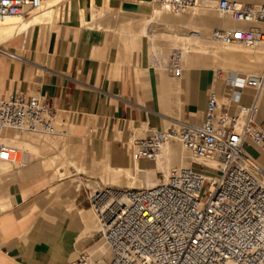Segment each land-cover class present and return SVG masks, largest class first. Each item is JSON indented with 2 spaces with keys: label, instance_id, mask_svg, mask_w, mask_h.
Here are the masks:
<instances>
[{
  "label": "crops",
  "instance_id": "0c3cea01",
  "mask_svg": "<svg viewBox=\"0 0 264 264\" xmlns=\"http://www.w3.org/2000/svg\"><path fill=\"white\" fill-rule=\"evenodd\" d=\"M215 1L212 0L213 4ZM229 1L264 4V0ZM93 2L94 7H91L90 0H67L62 4L57 31L56 22L46 31L38 27L35 34L32 30L28 32L21 50L30 51L24 53L25 57H31V62H44L41 56L47 51L45 63L34 72L27 69L23 73L19 67L23 63H9L0 58V93L4 97L15 91L27 96L39 94L58 107L69 108L76 133L70 139L42 137L44 141L35 146L41 157L67 153L71 166L74 162L77 168H88L93 161L108 167L127 168L132 161L128 147L132 131H140L136 137L139 138L145 134V126L164 130L165 124L176 120L171 116L170 97L160 98L159 88L167 84L156 71L169 70L171 54L166 59V38L187 36L180 30L175 31L183 25L180 23L182 17L178 23L172 16L164 19V27L171 26L174 31L164 32L167 37L156 41L157 36L163 34L153 31L155 22L159 21L155 15L156 6H161L157 0ZM101 8L115 13L113 18L108 14L99 21L94 20L90 12ZM43 33L48 34L44 43ZM33 42L35 47L30 50ZM17 50L20 51L18 47ZM196 57L203 58L198 51L192 57L188 53L181 63L182 72L187 66L189 68L181 80L182 74L176 78L171 73L165 80L175 81L177 90L178 85L181 86L180 94L172 97L173 103L181 104L180 122L200 123L212 90L219 99L220 110L229 115L237 106L251 103L250 92L238 94L237 102H230L226 97L228 77L245 73L227 72L228 66L220 63L226 74H231L222 79L219 77L222 71H216L214 77L211 68L193 67L194 60L189 63V58ZM32 64L25 65L31 68ZM32 79H36V83L29 81ZM162 102L168 103V107L163 108ZM263 117L264 92L258 106V118ZM252 150L253 154L248 153L264 170V153ZM137 161L141 168L155 167L153 162ZM37 165L43 172L36 168ZM194 165L198 166L192 164V167ZM27 167L21 173L0 176V264H70L81 251L91 255L97 235L90 229L89 217L93 214L82 194L84 175L72 173L53 180L40 163ZM159 175L156 171L155 177ZM75 180L80 181V190L74 185ZM92 218L96 222L94 216Z\"/></svg>",
  "mask_w": 264,
  "mask_h": 264
},
{
  "label": "built area",
  "instance_id": "2783aa9c",
  "mask_svg": "<svg viewBox=\"0 0 264 264\" xmlns=\"http://www.w3.org/2000/svg\"><path fill=\"white\" fill-rule=\"evenodd\" d=\"M44 1L0 0V22L25 17ZM157 2L172 13L196 5L195 0ZM216 11L240 26L212 30L211 41L244 47L264 44V4L219 0ZM168 68L181 76L179 51H172ZM225 86L230 102L250 92L251 103L229 115L219 109L212 90L200 123L176 121L165 131L145 126L142 137L130 135L132 159L153 162L163 143L173 139L190 155L189 167L173 169L167 178L160 173V182L151 188L83 186L97 238L109 251L107 264H264V184L249 170L252 160L247 154L249 149L264 153V118H258L257 108L264 69L257 76L229 77ZM73 128L69 108L39 94L15 91L0 97V134L66 139ZM18 153L0 145V162L15 165ZM206 161L217 166L209 167ZM192 164L200 171H193ZM91 258L81 251L70 264H89Z\"/></svg>",
  "mask_w": 264,
  "mask_h": 264
},
{
  "label": "bare ground",
  "instance_id": "6f19581e",
  "mask_svg": "<svg viewBox=\"0 0 264 264\" xmlns=\"http://www.w3.org/2000/svg\"><path fill=\"white\" fill-rule=\"evenodd\" d=\"M63 1L65 2L67 0H45L36 11L30 13L32 15L28 18L11 17V18L6 19L5 21L0 22V35H4V34L11 32L13 34V37H12L13 39L20 38V41L18 42L17 47L20 50L24 49L25 41H26L28 32L30 30H32L33 34H35L38 27H40V29L42 27L46 31L49 29L50 26H53L56 23V21L59 19V15L62 14V4L61 3ZM90 2H91L90 6L92 7L94 2H93V0H90ZM213 2H212V0H202V2L200 1V3L198 1H196V5L190 9H188V11H187L188 13L185 12V14H183L184 17L182 15H180L181 12L172 13V12L166 10V8H164L161 5L160 7L157 8L155 15H156L157 20H159V21H161L163 19L171 18L172 16H174V18H176L177 22H178L179 21L178 19L180 17H182L180 23L184 25V22H185V25H189L192 22L193 17L196 14L198 15V13L201 12V17H202L201 19L205 23V26H206L205 30L207 28L206 31L208 32V30H209L210 33L214 29H229V28H236V27L240 26L238 23L234 22L235 24H237V26L225 28L228 25L227 24L228 21H226L224 19H230V18L220 16L216 11V7H215V13L219 19L214 17L215 14L212 13L213 12L212 10H213L215 5L213 4ZM60 4H61V6H59ZM93 10L95 11V9H93ZM96 10L98 11V13L102 14L104 17H105V15L112 13V11L108 10V8H101V9H96ZM83 14H85V10L83 11ZM91 14H94V12L93 13L90 12V15ZM113 14H115V13H113ZM93 17H95V16L93 15ZM97 17H99V16L97 15ZM94 19H97V18H94ZM86 25H87V23H86ZM262 27H264V26H262ZM166 28L169 31L174 29L171 26L166 27ZM210 33L205 34L207 40L201 39V37L203 35L201 37H194V36L188 35L186 38L181 36L178 39H180L182 41L185 40L189 45H191V43L196 44L197 48H196V45L192 46V48H196V51L201 52L203 54L205 53L207 55H210L214 58V60L228 66L229 69L227 70V72H229L230 70H236L239 68L250 69L252 71L257 67L264 65V44H257L255 46H250V47H244V46H241L238 44L221 45V44L214 43L213 41H211V39L209 37ZM47 35L48 34L43 33L42 42H44V40L47 38ZM204 37H202V38H204ZM39 38H40V36H39ZM39 40H41V39H39ZM11 42L12 41L9 39V41L3 43L4 46H3V44H0V58L4 59L5 61H10V62H14V63L31 64L32 62H29V60H28L29 58L25 59L24 57L16 54L15 52L9 51V48H6V46H9L11 44ZM38 44H39V42H38ZM189 45L185 46L182 49V53L180 54L181 55L180 56L181 63L186 60L187 54L189 53L188 52V50L190 48ZM34 47H35V42H33L31 44L30 50H33ZM190 51H192L191 48H190ZM194 51H195V49H194ZM28 52H30V51H28ZM161 74H164V73H161ZM239 76L248 77V76L242 75V74H240ZM230 77H233V76H230ZM165 90L166 89L163 88L162 86L159 88L160 98H162V99L167 96L165 94V92H166ZM170 90H172V88H170ZM167 91H168V87H167ZM170 93L171 92H169V94ZM172 93H173V91H172ZM260 97H261V95H260ZM260 97H259L258 102H257V108L259 106ZM216 100H217V103L219 105L218 107L220 109V104L218 101L219 99L216 98ZM223 102L225 104V102H227V101H225V99H224ZM161 105L163 108L168 107V103L162 102ZM171 110H172L171 116H174L176 119L174 121V124L177 125L176 121H180V116H181V104L180 103H173V106L171 105ZM132 132H133V138H136L140 134V131H137L136 129ZM37 136L38 135L20 134V133L11 132V131H5V132L0 134V145H7V146L14 147L19 152L22 153L21 156L18 155L17 162L15 165H8L6 163L0 162V176L1 175L3 176L4 174L6 175L10 172H15L18 174L21 172V170L24 167H27V166H30V165H33L36 163H40L44 172L48 175V177H50L53 180H56L57 178L62 179V178H65L66 176H68L67 172L59 173L60 169L62 170V168H64L63 170L66 171V169L68 170L67 167L71 166V163H70L71 160L69 159L70 157L66 156L67 153L63 152L64 150L62 149L63 150L62 152L65 154L60 153L59 156H53V157H46V156L41 157V156H39V153H38L36 147L34 146L35 141L36 140L39 141L41 139V138L39 139ZM50 140H53V138H51ZM43 141H44V139H43ZM60 144L62 146L63 143L60 142ZM69 145H70V143H69ZM57 146H58V144H57ZM58 148H56V149H58ZM63 148L65 149L66 147H63ZM66 149H65V151H67ZM30 150H32L34 152H32L30 154L29 153ZM69 154H70V151H69ZM247 154L250 157V159L252 160L248 164L249 170L264 184V170L258 165V163L255 161V159L248 152H247ZM188 159H189V161H187ZM73 164H74V162H73ZM73 164H72L71 168L77 166V165L75 166ZM130 164L131 165L127 168L126 167H110L111 165L108 167V166L102 165L100 163V161L99 162L93 161V162H91V165L88 168L81 167L79 169H82L83 172L84 171L86 172V170H87V172H90V173H92L91 170L94 171V173L91 174V176L94 175L95 173H96L95 175H98V176L102 175L103 182L108 186L109 185L110 186L115 185L116 187H121V188L145 189V188L154 187L155 185H157L160 182V179L158 177H155L156 171H159L160 173H162L164 178H167L170 175L172 168L177 170V169H183V168L189 167L190 155L181 148V146L179 145V143L176 140L172 139V140L166 141L161 146L160 151L156 155V159L153 161V164L155 166L154 168H141L139 166L138 161L134 160V159H132ZM204 164L209 166V167H216L217 166V164H215L212 161H206V162H204ZM75 170H78V169L76 168ZM78 171H81V170H78ZM140 174H142V177H140ZM101 185L102 184L98 183L97 186L92 187V190L100 188ZM102 186H104V185H102ZM108 186H106V187H108ZM108 188H111V187H108ZM88 215H90V213ZM92 216H91V218L89 217L90 220L88 219L90 222V225H91L90 229L93 228L92 223L94 220L92 221ZM94 224L96 225V222ZM95 225H94V228L96 227V231H95V233H96L97 232V225L96 226ZM100 241L103 242V246L101 247V250L103 249L104 246L107 248L104 241L103 240H100ZM105 247H104V249H105ZM101 252L102 253L100 256H102L103 253H106L105 250L101 251ZM107 252H109V251H107ZM99 254H100V252H99Z\"/></svg>",
  "mask_w": 264,
  "mask_h": 264
},
{
  "label": "rangeland",
  "instance_id": "374dc122",
  "mask_svg": "<svg viewBox=\"0 0 264 264\" xmlns=\"http://www.w3.org/2000/svg\"><path fill=\"white\" fill-rule=\"evenodd\" d=\"M218 1L219 0H216L215 1V3H214V8H213V14H215L216 15V13H215V7H216V4L218 3ZM64 3V1L61 3V4H63ZM239 3H244V4H253V5H261V4H263V3H250V2H246V1H240ZM61 4L59 5V6H61ZM158 3H155V5H157ZM158 7H160V6H156V8H158ZM188 10H186V11H183V12H181L180 13V15H182L183 16V14H185V12L186 13H188L187 12ZM94 12V16H96V17H93V19L94 18H97V19H94V20H96V21H99V20H101V19H103L104 18V16L102 15V14H100V13H98V11L95 9V11H93ZM92 12V13H93ZM96 13V14H95ZM98 13V14H97ZM198 13V12H197ZM32 14H28L27 16H25V18H28V17H30ZM61 16H62V14H60ZM59 15V19L61 18V16ZM97 15L99 16V17H97ZM101 15V16H100ZM113 14H111V16H112ZM214 15V17H216V18H218L217 17V15L215 16ZM106 17V16H105ZM115 17V16H114ZM184 17V16H183ZM113 18V17H112ZM117 18H118V15H117ZM116 18V19H117ZM202 17H201V12L200 13H198V15L196 14L194 17H193V19H192V22L189 24V25H179V28L178 29H176L175 31H179L180 30V33H184V34H186V36H188V35H198L199 37H201L202 35V37H204L205 36V34L206 33H210L209 32V30H208V32L206 31L207 30V28H206V30H205V23L202 21V19H201ZM58 19V20H59ZM219 19V18H218ZM57 20V21H58ZM115 20V19H114ZM224 20H226V21H228V25L225 27V28H229V27H233V26H237V24H235L233 21H231L230 19H224ZM56 21V22H57ZM200 22V23H199ZM196 23V24H195ZM58 25H59V22H57L56 23V25H55V27H56V31H57V29H58ZM262 27V26H261ZM263 29H264V27H262ZM162 29V30H161ZM204 29V30H203ZM153 31H155V32H158V31H160V32H162L163 34H160V35H162V36H157L158 37V39H156V41L157 40H160V37H162L163 38V36H166L167 34V32H169V30H167V29H165V27H164V19L163 20H161V21H156L155 22V26H154V30ZM172 31V30H171ZM174 31V30H173ZM155 32L153 33V37H155L157 34H155ZM164 32H166V33H164ZM158 35H159V33H158ZM13 37V34L11 33V32H9V33H7V34H4V35H0V44H3V43H5V42H7V41H9V39L12 41L11 42V44L9 45V46H6V48H9V51H11V52H16V53H18V55H20V56H22V57H24L25 59H28L29 60V62H31L30 60H31V57H25V55H24V53H26V52H28L26 49L25 50H23V51H19V50H17V44H18V42L20 41V38H17V39H13L12 38ZM167 37V36H166ZM201 37V39L202 40H207V38H206V36L204 37V38H202ZM176 39V40H175ZM175 39H173L172 37H167L166 38V42H167V48H165V55H166V59L168 58L167 56H169L171 53H172V51H174V50H177V51H179V52H181V49H183L185 46H187V45H189L185 40H180V39H178V38H176L175 37ZM182 42V43H181ZM44 43V42H43ZM193 44V45H192ZM182 45H184V47L182 48ZM194 45H196V44H194V43H191V45H189L190 46V48H191V50L192 51H190V48H189V50H188V52H189V56H194V53H197V51H196V48H197V45H196V48H192V46H194ZM3 46H4V44H3ZM40 49H42V47L40 48ZM194 49H195V51H194ZM21 52V53H20ZM40 52H41V50H40ZM201 53V52H200ZM201 55L203 56V58L201 57V58H199V57H196V58H189V63L191 62V60H194L196 63L193 65V67H196V66H199V67H209V68H211L212 70H214V72H216V71H222L221 73H220V75H219V77H221L222 79L225 77V76H228V75H230L231 74V72L229 73V74H226V72H225V70L223 69V66L220 64V62H218V61H216V60H214V58L212 57V56H210V55H207V54H203V53H201ZM41 56V55H40ZM46 58H47V51L45 52V53H43L42 54V56H41V59L42 60H44V62L42 61L41 62V60H39V61H32L33 62V64L31 65V66H33V67H28V66H26L25 64H20V68H21V72H23V73H25V71L27 70V69H31V71L32 72H34L35 71V68H39L42 64H44L45 63V60H46ZM206 58V59H205ZM9 63H10V61H8ZM36 65V66H35ZM264 66V65H263ZM263 66H260V67H257V68H255L254 70H248V69H245V68H239V69H236V71L237 72H242V73H245L247 76H257L258 74H260L262 71H263ZM189 68H188V66L184 69V72H182V77H180L179 79L181 80L182 78H183V76L185 75V73H186V71L188 70ZM243 69V70H242ZM234 72V71H233ZM156 73H158L160 76H161V78H162V81H163V83L164 84H167L166 86H165V94L166 95H168L169 97H170V100H171V105L173 106V96H175V97H177L179 94H180V91H181V86L180 85H178V90H177V86H176V82L175 81H165L166 80V78H167V75L169 74V73H173L174 74V71H172V70H161V71H156ZM161 73H164V74H161ZM243 75V74H242ZM175 77V76H174ZM176 78H178V77H176ZM30 82H32V84L33 83H36V79H32V80H29ZM167 87H168V91H167ZM170 88H172V90H170ZM172 91H173V93H172ZM169 92H171L170 94H169ZM168 93V94H167ZM0 97H4V96H2V94L0 93ZM176 99H178L179 100V98H176ZM180 101V100H179ZM222 102V101H221ZM264 118V117H263ZM173 125H175L174 124V121H172L171 123H169V124H165L164 125V130H163V128L161 127V128H156V129H158V130H163V131H165L169 126H173ZM176 126V125H175ZM73 133H76V127L75 128H73ZM40 140L39 141H35V143H34V146H36V144H38L41 140H43V138L41 137V136H37ZM70 138H72V136L71 137H69L68 139H70ZM249 152H253V150L252 149H249L248 150ZM32 152H34V151H32V150H30V154L32 153ZM253 154V153H252ZM18 155H22V153L21 152H19L18 153ZM40 156V155H39ZM39 158V157H38ZM187 161H189V159L187 160ZM39 165H37L36 166V168H38L39 169V171H42L41 170V168L40 167H38ZM27 168H30V167H27ZM68 168V170L66 169V171L65 170H63L64 168H62V172H67V174H68V176H70L72 173H79V174H83L84 175V180L82 181L81 180V182H82V187H81V189L83 188V186H87V187H89V188H91L92 189V187L93 186H97V184L99 183V184H102V185H104V186H108V185H106L104 182H103V180H102V175H92L91 176V174H93L94 173V171H92L91 170V172L92 173H90V172H87V170H86V172L84 171H82V169H79V168H77V167H72L71 168V166H69V167H67ZM78 169V170H81V171H78V170H75V169ZM176 168V167H175ZM26 168H24L23 170H22V172L25 170ZM174 168H172L171 169V171L173 170ZM192 169H193V171H200V168L198 167V166H196V165H194L193 167H192ZM174 170H176V169H174ZM89 171V170H88ZM43 172V171H42ZM21 173V172H20ZM90 173V174H89ZM68 176H66V177H68ZM65 177V178H66ZM78 177V176H77ZM94 177V178H93ZM140 177H142V174H140ZM70 179H74V178H70ZM88 181V182H87ZM74 185L76 186V188H77V190H80V181L78 180V181H76L75 180V183H74ZM101 185V186H102ZM79 187V188H78ZM108 187H116L115 185L114 186H108ZM118 188H121V187H118ZM90 218H91V216H90ZM92 221H93V218H92ZM95 222L93 221V223H92V232H95L96 231V227L94 228V224ZM96 226V225H95ZM97 243L92 247V249H91V255H92V257L93 258H91V260H90V262H89V264H107V261L109 260V252H107L108 250H107V248L105 247V249H104V247H103V249L106 251V253H103L102 254V256H100L101 255V251H104L103 249L101 250V247L103 246V242H101L100 241V239L99 238H97V241H96ZM99 252H100V254H99ZM104 255V256H103ZM101 259H100V258Z\"/></svg>",
  "mask_w": 264,
  "mask_h": 264
}]
</instances>
